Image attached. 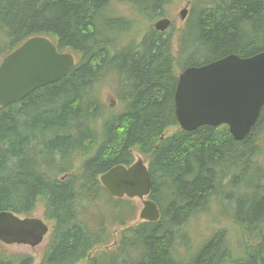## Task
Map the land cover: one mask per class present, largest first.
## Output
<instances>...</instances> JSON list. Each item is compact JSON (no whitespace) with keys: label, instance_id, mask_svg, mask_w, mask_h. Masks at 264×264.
<instances>
[{"label":"trees","instance_id":"trees-1","mask_svg":"<svg viewBox=\"0 0 264 264\" xmlns=\"http://www.w3.org/2000/svg\"><path fill=\"white\" fill-rule=\"evenodd\" d=\"M127 1L155 18L171 3ZM110 3L0 0V61L36 36L76 58L65 78L0 108V211L30 217L42 206L51 234L39 264H264V106L241 141L224 124L184 132L173 108L178 71L264 51V0L192 3L175 54L169 30L127 40L133 21L105 16ZM106 75L116 77L115 115L100 99ZM134 152L147 159L160 218L112 242L110 229L132 222L137 206L109 195L99 177L132 164ZM213 200L238 228L241 256L224 229L197 247L184 230ZM0 264L34 257L0 244Z\"/></svg>","mask_w":264,"mask_h":264},{"label":"water","instance_id":"water-1","mask_svg":"<svg viewBox=\"0 0 264 264\" xmlns=\"http://www.w3.org/2000/svg\"><path fill=\"white\" fill-rule=\"evenodd\" d=\"M187 16V8L180 12ZM157 32L169 29L170 20L159 19ZM72 53H60L45 36L31 37L0 61V108L22 101L43 86L54 84L75 66ZM173 108L180 130L201 126H227L234 141L247 137L264 106V51L240 58L235 54L180 71ZM111 101L110 107H113ZM99 183L116 199H138L140 221L156 223L158 206L150 200L152 181L143 159L129 166L118 165L100 175ZM49 232L42 219L19 217L0 211V243L35 248Z\"/></svg>","mask_w":264,"mask_h":264},{"label":"rangeland","instance_id":"rangeland-1","mask_svg":"<svg viewBox=\"0 0 264 264\" xmlns=\"http://www.w3.org/2000/svg\"><path fill=\"white\" fill-rule=\"evenodd\" d=\"M211 1H216V3H218L219 1L223 0H171L170 5L165 7V9L162 11L163 14H165L164 17L170 20L171 26L168 29L169 31H167L171 32L172 34V49L174 50V54L177 53V48L179 46L178 36L184 26V19H180L179 12L183 8H188V10L190 11L192 3H195V6L197 8L200 7L201 4H206ZM189 2L191 3L190 7L187 6ZM110 4V9L105 11V16L114 15L125 17L127 20L133 21V26L127 37V40L139 39V37L146 33L149 29H154L153 25L157 21H159V19H161V17L155 18V16H152L153 14L150 13H147L146 16L139 14L136 10L133 9L131 3H129L127 0H111ZM115 83V75H106V77L98 85L100 99L102 100V102L106 106H110L111 101H114L113 107H109V109L113 111L114 115L121 112L118 111L120 108L119 101L115 98ZM169 131L171 133L174 131V129H171ZM133 156L135 158V161L141 158L143 159V161L147 160L146 157H144L143 155H139L136 152H134ZM131 200L137 206V213L135 216L136 218L124 227H113L112 229H110L113 237L112 242L117 239V235L118 233H120L121 229L141 222L138 217V213L142 209V205L138 199ZM100 207L103 214L108 215L109 208L105 205H101ZM41 208L42 206L38 205L30 217L42 219V221H44L42 214L43 210ZM44 222L49 226V232H47L48 234L45 236L43 242L39 244V246L37 245V247L35 248H30L22 245L5 246L2 244V247H4V249L10 254H20L25 256L30 255L31 257H34V264H39L41 260L40 256H42L45 247L47 246L46 244H48L49 235L51 234V222ZM184 227V230L188 233L193 245L196 247L204 243V241L210 239V237L217 230L224 229L230 245L234 247L235 256H241V253L237 248V245L239 243L238 241L240 239L238 228L232 223V219L229 213H227V208H225L224 206L222 207L219 202H216L215 200L211 201L207 210H204L202 213L196 214L194 217H191L188 224ZM111 244L112 243H110L109 246Z\"/></svg>","mask_w":264,"mask_h":264},{"label":"flooded vegetation","instance_id":"flooded-vegetation-1","mask_svg":"<svg viewBox=\"0 0 264 264\" xmlns=\"http://www.w3.org/2000/svg\"><path fill=\"white\" fill-rule=\"evenodd\" d=\"M187 6L190 7V3H188ZM187 10H188V9H187ZM188 11H189V10H188ZM187 13H188V15H187V17L184 19L183 25H185V23H186V21H187V19H188V17H189L190 12H187Z\"/></svg>","mask_w":264,"mask_h":264},{"label":"bare ground","instance_id":"bare-ground-1","mask_svg":"<svg viewBox=\"0 0 264 264\" xmlns=\"http://www.w3.org/2000/svg\"><path fill=\"white\" fill-rule=\"evenodd\" d=\"M142 222V221H141Z\"/></svg>","mask_w":264,"mask_h":264}]
</instances>
